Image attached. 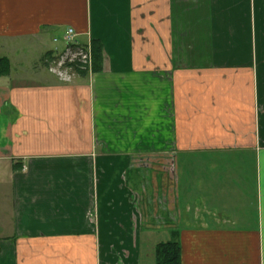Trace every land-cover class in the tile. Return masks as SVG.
<instances>
[{
	"label": "crops",
	"instance_id": "crops-1",
	"mask_svg": "<svg viewBox=\"0 0 264 264\" xmlns=\"http://www.w3.org/2000/svg\"><path fill=\"white\" fill-rule=\"evenodd\" d=\"M0 58V264H264V0H0Z\"/></svg>",
	"mask_w": 264,
	"mask_h": 264
},
{
	"label": "rangeland",
	"instance_id": "rangeland-1",
	"mask_svg": "<svg viewBox=\"0 0 264 264\" xmlns=\"http://www.w3.org/2000/svg\"><path fill=\"white\" fill-rule=\"evenodd\" d=\"M74 39H76V33H75ZM79 47L81 48V45ZM79 47L75 46L68 51V52L73 54V55L71 54L72 56L67 55L66 52H65L66 54L64 56H61L60 54L63 52V50H62L55 57L46 61L45 63L47 64V70L51 74H49L47 71H46V73L52 77L56 75L61 80L64 79V77L67 78V76H70L69 81L76 78L77 74H79L78 71H80V73H89L90 69L92 67V63H93V56H91V59L89 61L84 62L83 60H85V59L82 58L83 52L78 50ZM91 54H93V48L92 47H91ZM71 58H78V60L75 59L73 61H69V59H71ZM58 59H60L61 61H64V64L61 68L62 69L61 76L51 71V68L55 66ZM7 61H8V69H9L8 74H9L11 64L9 63V60H7ZM90 61H91V66H90V64H88ZM28 72H29V70H28ZM23 75H26V74H23ZM27 76L29 77L30 75H27ZM66 81H68V80H66ZM130 176H131V172H129V174H128V177H130ZM137 192H138V195H144L143 196L144 199H142V201L140 203L141 204V206H140L141 211L145 214L148 213V215L150 217L149 222L151 223V225L152 224L158 225V220L160 221V217H158V211L154 210L155 206L157 205L156 202L158 201V197H157L158 195L151 193V190L149 187L147 188V190L145 192L140 191V190H138ZM139 200H140V197H139ZM153 200H155V203L152 206L150 203H152ZM161 220H163V219L161 218ZM139 236H140V234H139ZM144 236H146V234H144ZM165 238H167V235L164 234L163 232H162V234L151 233L149 235V237L147 236V239H149V242L147 241L149 246H147V249L145 248V250L142 251V258L144 257L143 258V264H154L155 245L161 241H164Z\"/></svg>",
	"mask_w": 264,
	"mask_h": 264
},
{
	"label": "trees",
	"instance_id": "trees-1",
	"mask_svg": "<svg viewBox=\"0 0 264 264\" xmlns=\"http://www.w3.org/2000/svg\"><path fill=\"white\" fill-rule=\"evenodd\" d=\"M93 48V68L101 58V48L97 44H92ZM8 61L0 58V76L8 74ZM154 264H181V248L178 242L177 231H172L170 238L155 245Z\"/></svg>",
	"mask_w": 264,
	"mask_h": 264
},
{
	"label": "built area",
	"instance_id": "built-area-1",
	"mask_svg": "<svg viewBox=\"0 0 264 264\" xmlns=\"http://www.w3.org/2000/svg\"><path fill=\"white\" fill-rule=\"evenodd\" d=\"M74 36H75V31L74 29L72 28H68L64 37L62 38V42H63V45H64V48H63V52L60 54L61 56H64L66 53L67 55L69 56H72L73 54L68 52L71 48L77 46L79 47L80 45L76 42V40L74 39ZM57 39H55L56 41ZM85 48V49H84ZM80 51L83 52L82 54V58H84L85 60H83L84 62L86 61H89L91 59V47L90 46H81V48L79 47ZM66 52V53H65ZM72 54V55H71ZM63 58V57H62ZM78 58H71L69 59V61H73ZM64 64V61H61L60 59H58V61L56 62L55 66L51 68V71L60 75L61 76V72H62V66ZM90 64L91 66V61L88 63ZM67 76V75H66ZM63 81H66V80H70V76H67V78L64 77V79H62Z\"/></svg>",
	"mask_w": 264,
	"mask_h": 264
}]
</instances>
